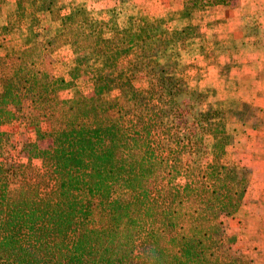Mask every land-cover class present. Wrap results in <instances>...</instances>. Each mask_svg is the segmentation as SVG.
<instances>
[{
  "label": "trees",
  "instance_id": "1",
  "mask_svg": "<svg viewBox=\"0 0 264 264\" xmlns=\"http://www.w3.org/2000/svg\"><path fill=\"white\" fill-rule=\"evenodd\" d=\"M237 4L186 0L153 18L130 7L93 14L84 3L62 14L59 0H34L32 11L50 12L60 29L34 33V17L25 45L0 56V119L13 121L28 100L35 131L27 163L13 166L0 132V264H246L230 228L245 184L235 188L234 167L190 157L197 133L185 115L200 94L183 60L217 61L205 59L206 9ZM17 10L21 22V0ZM64 47L74 57L69 80L46 63Z\"/></svg>",
  "mask_w": 264,
  "mask_h": 264
},
{
  "label": "crops",
  "instance_id": "2",
  "mask_svg": "<svg viewBox=\"0 0 264 264\" xmlns=\"http://www.w3.org/2000/svg\"><path fill=\"white\" fill-rule=\"evenodd\" d=\"M77 1L80 0H60L61 12H67ZM102 1L112 3L108 7L134 5L139 15L155 17L166 16L185 5V0ZM32 2L21 0L22 10H32ZM18 12L17 0H0L1 56L2 46L11 45L10 36H17H7V32L20 24ZM34 17L42 28L60 29V22L48 11L33 13L29 19ZM209 19L215 24L206 39L222 43L223 53L214 64L199 70L197 87L210 84L212 96L197 100L196 115L202 120L214 151L220 154V162L234 167L238 178L244 181L235 217L244 226L239 229L237 241L254 253L249 264H256L255 256L262 257L260 264H264V0H238L235 7L213 9ZM211 98L213 102L245 106V111L230 112L221 123L214 109L204 107Z\"/></svg>",
  "mask_w": 264,
  "mask_h": 264
},
{
  "label": "rangeland",
  "instance_id": "3",
  "mask_svg": "<svg viewBox=\"0 0 264 264\" xmlns=\"http://www.w3.org/2000/svg\"><path fill=\"white\" fill-rule=\"evenodd\" d=\"M34 2V0H33ZM32 2V5H33ZM77 3H84V5L86 6V8L88 9V11H91L93 14H97L100 12H104L107 10H113V9H121V8H125V7H130V8H134L136 14H138V11L136 9V6L132 5V6H124L123 5H117L116 7H108L109 4H112L110 2H104L102 0H80L77 1L75 4ZM60 0H59V6H60ZM185 4H186V0H185ZM221 8H225L220 6ZM220 7H210L206 9L205 12V19L206 21L210 24V29H212V27L214 26L215 22L210 21L209 19V15L212 14L213 9L215 8H220ZM226 7H235V6H226ZM183 8V7H182ZM182 8H180L179 10H181ZM34 9V7H33ZM179 10L176 11H172V12H177ZM172 12H168L166 15H168L169 13ZM33 11H27L26 15L23 17L22 21L20 22V24L14 28H11V31L7 32V36L13 33L17 34V36H10L11 40H9V46H2V56L15 52L17 50H19L20 48H22L25 43H24V38L27 34V32L30 31V27L29 24L32 20L33 22V18L29 19L31 15H33ZM63 14V13H62ZM165 16V15H164ZM163 16V17H164ZM149 17H153L156 18L155 16H149ZM160 18V17H157ZM41 21L42 18H41ZM39 21H37L38 24ZM41 23V22H40ZM39 23V24H40ZM208 30V31H209ZM32 31L34 33H38L39 35H44L47 32H54V31H58L55 29H51V28H42L41 26H34L32 27ZM207 31V32H208ZM22 35V39H21V35ZM16 37V41L14 43L13 38ZM13 41V42H12ZM208 41V45L209 49L205 50L206 53V61L207 62H211L212 60H214L215 58H217V60L219 59L220 55L223 53V44L220 42H213V41ZM214 43H217V46H214ZM213 45V46H211ZM222 49V50H221ZM1 56V55H0ZM117 55H108V56H104L100 59H98L96 61L97 66L100 67H105L108 66V61L114 60L116 59ZM200 60L195 62L192 61L190 57H188V55L185 53L183 60H184V64H185V70L187 72V76H188V81H189V87L191 90H194L196 92H198L200 94V97L198 99H202L204 97L207 96H212V91H211V86L210 84H208V87L206 88H198L197 83L199 81V70L202 69L204 66H209V65H205L203 60L201 58H199ZM167 60V59H166ZM163 63L165 62V59L162 61ZM47 66H48V70L50 72V74L53 77H60V78H64L65 80H69V71L72 68V66L74 65V57L73 54L71 53V50L69 49V47H64L61 50L57 51L56 53L50 55L49 57H47L46 60ZM212 65V64H211ZM1 74V72H0ZM147 84L146 79L145 78H141L139 77L136 81V85L140 86V87H145ZM79 89H81V91H83V93L87 96H90V85L88 83V79L86 77H82L79 80V85H78ZM77 88H75L74 90H76ZM73 90V91H74ZM71 92H64L63 93V97H67ZM192 105H193V110H188L185 117L190 125V128L193 127L195 128V132L197 133V138L196 141L198 142V151L197 152H193L192 155H190V157L192 159L197 160L200 164H209V163H221L220 162V154L217 151H214L213 146V142L211 140L210 137H208V133L205 131V127L202 123V120H200L197 117V101L193 102L192 101ZM205 108H212L215 111V115L220 114L219 116L222 118V120H220L221 123H223V119L226 116V114L230 113V112H244L245 111V106L242 105H236L231 104L229 102H213L212 98L210 100H208V102H206V104L204 105ZM34 116V112L31 109L30 103L28 100H25L22 104V108L21 110L17 111L16 110V116L14 118L13 121L9 122V123H2L1 119H0V132L2 134V138H3V158L4 161L6 163L7 166H11L13 165H20V164H25L27 163L28 160V148H27V144L28 142H32L34 141L35 135H34V128H33V121L32 118ZM193 117H197L198 118V122L197 125L193 124ZM218 120V119H217ZM195 126V127H194ZM190 130V129H189ZM187 131L188 132L190 131ZM192 141V142H191ZM190 144L186 145V149L190 148V146L193 144L194 142V138L193 140L190 138ZM38 145L42 148L47 147L49 145L48 141H40L38 142ZM34 166L39 167L40 163L37 160H34L32 163ZM223 164V163H222ZM12 165V166H13ZM11 189H15L18 186V177H16L15 175H13L11 177ZM244 182L241 180L240 183H235V188L239 190L240 186H243ZM240 192V190H239ZM239 194L234 197V202H240L239 201ZM231 199V197H230ZM233 199V198H232ZM230 202V201H228ZM231 203V202H230ZM237 206L239 207L238 203ZM238 207H237V212H238ZM236 212V213H237ZM236 213L234 215V217L230 220V228L232 231L239 232V229L244 226V223L239 222L235 219L236 217ZM245 246H247L246 244L242 243V242H238L236 243V249H238L239 251L243 252L249 259L246 261V264H249V262L251 261L252 257H254V253L252 251H248V248H246ZM247 249V250H246ZM246 251V252H244ZM248 251V253H247ZM255 262L256 264H260L263 262L262 257L260 256H255ZM250 260V261H249ZM249 261V262H248Z\"/></svg>",
  "mask_w": 264,
  "mask_h": 264
}]
</instances>
